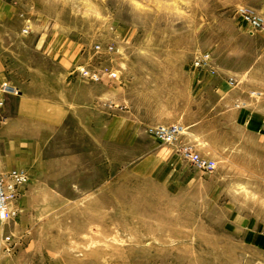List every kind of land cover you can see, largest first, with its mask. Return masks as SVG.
<instances>
[{"label": "rangeland", "instance_id": "obj_1", "mask_svg": "<svg viewBox=\"0 0 264 264\" xmlns=\"http://www.w3.org/2000/svg\"><path fill=\"white\" fill-rule=\"evenodd\" d=\"M0 76L41 102L0 264H264V0H0Z\"/></svg>", "mask_w": 264, "mask_h": 264}, {"label": "built area", "instance_id": "obj_2", "mask_svg": "<svg viewBox=\"0 0 264 264\" xmlns=\"http://www.w3.org/2000/svg\"><path fill=\"white\" fill-rule=\"evenodd\" d=\"M245 18L249 21L253 28H260L263 25V18L251 12H244ZM87 74V72L85 73ZM93 78V76L91 75ZM17 94L18 90L5 83L0 84V107L4 104V95ZM150 133L157 139L173 144L179 136L183 134V129L180 125H156L149 129ZM178 152L183 160L188 161L194 167L211 171L215 168V160L199 154L191 144L181 143L178 146ZM27 176L23 169L16 167L6 171L0 169V220L7 221L17 215L15 199L18 192L19 184L26 180Z\"/></svg>", "mask_w": 264, "mask_h": 264}, {"label": "crops", "instance_id": "obj_3", "mask_svg": "<svg viewBox=\"0 0 264 264\" xmlns=\"http://www.w3.org/2000/svg\"><path fill=\"white\" fill-rule=\"evenodd\" d=\"M0 78L2 77L0 76ZM7 104H10V102H8ZM161 105L165 110H169L171 108L176 107L171 103H162ZM34 108L41 109V102L39 100L29 97H23L22 95H20L19 98H17V104L15 106L16 109L15 113L17 114L15 120H13L11 117H8L3 122H0V169L7 170L13 165H15V162H17V158L15 157L17 153L16 147H18L17 144L15 143V140H17V137L18 138L24 137V135L22 134L24 133L22 127L20 125L17 126L16 123L13 122L19 121V123H23L30 121L31 123H33L34 114H35L33 111ZM54 109L56 110L55 112L53 111V113L47 114L50 118L49 120L46 121H48L49 123L55 122L57 120V109L56 108ZM39 117L41 118V116ZM181 126L185 130L188 128L187 126L182 124ZM186 137L187 135L182 136V138H186Z\"/></svg>", "mask_w": 264, "mask_h": 264}]
</instances>
